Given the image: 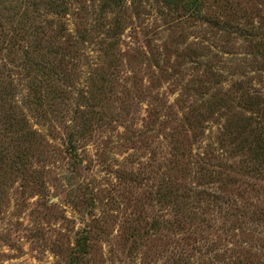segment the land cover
<instances>
[{"label":"rangeland","instance_id":"1","mask_svg":"<svg viewBox=\"0 0 264 264\" xmlns=\"http://www.w3.org/2000/svg\"><path fill=\"white\" fill-rule=\"evenodd\" d=\"M0 264H264V0H0Z\"/></svg>","mask_w":264,"mask_h":264}]
</instances>
